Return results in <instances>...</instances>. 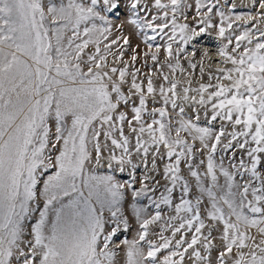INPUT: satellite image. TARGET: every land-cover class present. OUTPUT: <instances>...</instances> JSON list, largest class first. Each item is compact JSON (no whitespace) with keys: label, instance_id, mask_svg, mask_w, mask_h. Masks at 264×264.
<instances>
[{"label":"snow or ice","instance_id":"snow-or-ice-1","mask_svg":"<svg viewBox=\"0 0 264 264\" xmlns=\"http://www.w3.org/2000/svg\"><path fill=\"white\" fill-rule=\"evenodd\" d=\"M119 6L0 0V264H117L114 237L130 228L129 195L138 229L124 241L125 264H264V31L234 34L219 13V56L231 67L209 76L216 83L184 87L181 95L162 73L167 88L157 89L151 74L139 80L135 48L132 64L124 61L120 42L131 47L130 39L122 32L110 39L104 14ZM182 6L189 7L153 0V15L147 0H128L127 22L142 36L145 64L159 63L163 49L171 72L183 71L181 54L195 57L187 46L215 27V4L196 0L202 18L194 25L180 22L187 20ZM149 98L161 106L149 109ZM134 158L145 169L140 179ZM102 167L109 172L100 174ZM116 171L130 179L121 182Z\"/></svg>","mask_w":264,"mask_h":264},{"label":"rangeland","instance_id":"rangeland-1","mask_svg":"<svg viewBox=\"0 0 264 264\" xmlns=\"http://www.w3.org/2000/svg\"><path fill=\"white\" fill-rule=\"evenodd\" d=\"M102 2V0H101ZM164 2H167V0H164ZM186 4L189 7H183L182 6V12L187 16V20H184L183 17H180L181 23H189L190 25H194L196 23V20L193 19L196 17L197 19H200L202 17H197L196 13V0H185ZM202 3H209L215 4V8L212 13L209 14L211 17L212 24L215 25V27L211 29H207L206 33L199 36L192 44H189L187 46V51L192 52L195 50V57L189 56L188 59H192L195 63H197V68L192 69L189 67L188 59L183 58V54H181V60L180 63L182 65L183 71L180 69H177L175 73L171 72V70L167 67V62L165 58V54L163 52V49H161V52L159 53V63L153 64L151 60H147V63L145 64V57L143 56V53L147 51L146 46L142 43V36L138 33V30L131 24H129L127 21L130 18V12L127 8L128 0H119L120 6L118 9L114 10L111 13H104L108 16L109 20L112 23L113 27V33L110 39H117L121 32L128 36L131 42V47L127 45H123L122 41L121 46L122 48H127V51L124 52V61L128 63L129 65L132 64V61L130 59L132 55L133 48L136 49V51L139 53L138 59L135 62V67L139 68L141 75L139 76L140 81H145V78L147 75L151 74L152 79L154 81V85L159 88L160 85H164L165 88L168 87V83H166L163 80V75H167L169 78V81L175 80L178 82V88L177 92L182 95V89L184 87H192L193 89L199 87L201 83H216V81L209 80V76H216L218 75V69L220 68H230V64H225L222 61V58L219 56V48L223 46L225 41L221 40L217 33L218 28L221 21V16L219 13H223L224 16L229 18L228 22H231L233 25V28L236 30V33L243 31L245 28L252 27L253 30L259 29L260 31H264V9H261L259 7L260 0H201ZM149 8H151V5L153 3V0H147ZM234 5V7H233ZM201 11H205V9H201ZM151 14H156V10L154 8H151ZM140 15L143 17L145 15H149V13L141 12ZM122 26V27H121ZM226 26V24H225ZM217 40V43L215 42ZM157 43L160 45L164 44L163 40H160V38H157ZM116 48L117 46H113ZM175 48V46H174ZM88 51H91L89 49ZM153 51L155 49L153 48ZM207 52L208 55L204 56V53ZM109 61L112 62V57L109 56ZM201 61H203V68L204 72L203 75L200 73V66ZM174 63V61H172ZM116 66L122 67V65L119 63V61L116 62ZM161 73L163 75H161ZM191 82V84H189ZM227 83V82H225ZM125 92H127V85L124 88ZM190 95H195V93H190ZM159 99V97H157ZM179 103H183V101H178ZM161 104H153L151 98H149L148 107L149 109L153 107H160ZM186 108V114L188 116L193 115L192 108L188 105H184ZM124 110V109H122ZM169 111L171 112V109L169 107ZM173 121L176 119L175 113H171ZM145 119H148L145 117ZM150 122V121H149ZM201 124H204L203 119V110H201ZM216 128L220 127L219 123H216ZM125 132H128V129L125 128ZM197 147L199 145L197 144ZM161 151L163 152L164 149L162 148ZM107 153H105L106 155ZM198 159L203 158L200 156L199 153H197ZM217 156L219 158V152L217 153ZM135 159V162L137 164H140V167L136 170V176L138 179L142 178L145 174V169L143 165L141 164L139 159ZM150 161L151 157H149V167H150ZM165 161L158 160L157 164L158 167L162 169L164 167ZM225 163L227 164V158L225 159ZM54 171V169H51L48 173H45L44 177H41V184L38 185V187L42 188V181L44 178H46L47 175H50ZM98 172L100 174H106L109 172V170L106 167H102L98 169ZM148 175H152L150 171L147 173ZM183 174L187 176V170H183ZM116 178L120 180L121 182L128 181L130 177L128 176L127 171L124 173H121L119 171H116L114 173ZM157 179H160L159 176L156 177ZM161 185L165 183L162 179L160 180ZM136 187H139V184L136 185ZM162 190V189H161ZM127 203L125 204V215L128 216L130 221V228L127 232L121 230L116 237H114V247L117 251V264H125L126 261V245L124 244V241H131L136 238L138 225L135 223L134 217L131 212L130 202H131V196L127 198ZM141 205H146L147 200L142 199L139 202ZM40 207L43 206V201H39ZM151 211V210H150ZM171 213L168 212L167 209H164V217L167 218L168 215ZM36 217H38V211L34 213L33 219L31 223L35 222ZM152 230L154 232L159 231L158 226H153ZM166 235L168 233H165ZM253 234H255V230H253ZM213 235L216 237V240L214 243L216 244L217 249L220 248L221 241H220V233L214 232ZM150 239H156L155 236H150ZM257 239L259 237L257 236ZM216 252H213V257H215ZM186 264H191L190 261H186Z\"/></svg>","mask_w":264,"mask_h":264},{"label":"bare ground","instance_id":"bare-ground-1","mask_svg":"<svg viewBox=\"0 0 264 264\" xmlns=\"http://www.w3.org/2000/svg\"><path fill=\"white\" fill-rule=\"evenodd\" d=\"M216 40V39H215ZM217 43V40L215 41Z\"/></svg>","mask_w":264,"mask_h":264}]
</instances>
